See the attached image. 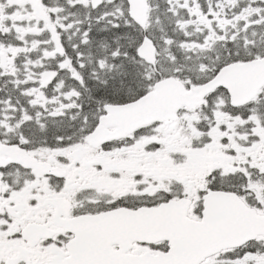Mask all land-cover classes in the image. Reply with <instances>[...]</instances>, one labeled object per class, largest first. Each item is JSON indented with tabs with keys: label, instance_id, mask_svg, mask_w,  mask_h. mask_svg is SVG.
I'll return each instance as SVG.
<instances>
[{
	"label": "snow or ice",
	"instance_id": "6c2138e0",
	"mask_svg": "<svg viewBox=\"0 0 264 264\" xmlns=\"http://www.w3.org/2000/svg\"><path fill=\"white\" fill-rule=\"evenodd\" d=\"M0 264H264V0H0Z\"/></svg>",
	"mask_w": 264,
	"mask_h": 264
}]
</instances>
